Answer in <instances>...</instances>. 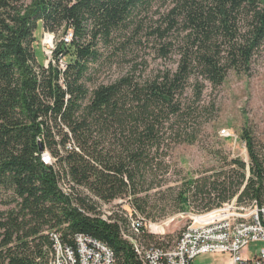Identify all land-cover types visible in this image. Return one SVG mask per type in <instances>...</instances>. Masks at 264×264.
<instances>
[{"label":"trees","instance_id":"16d2710c","mask_svg":"<svg viewBox=\"0 0 264 264\" xmlns=\"http://www.w3.org/2000/svg\"><path fill=\"white\" fill-rule=\"evenodd\" d=\"M151 9L148 35L161 58L176 53V68L96 82L126 42L142 44L141 14ZM38 28L56 38L47 67L35 53ZM263 44L264 0H0V264H46L51 231L71 246L78 233L107 244L115 264H142L118 225L96 215L89 193L104 202L130 196L148 221L205 213L234 197L264 205V141L246 124L247 164L224 158L176 186L167 179L171 152L200 134L188 91L199 96L205 82L217 88L230 72L248 73ZM45 150L50 165L40 159ZM64 180L70 196L58 186ZM141 239L167 247L146 231Z\"/></svg>","mask_w":264,"mask_h":264},{"label":"rangeland","instance_id":"374dc122","mask_svg":"<svg viewBox=\"0 0 264 264\" xmlns=\"http://www.w3.org/2000/svg\"><path fill=\"white\" fill-rule=\"evenodd\" d=\"M141 16L144 22L140 34L142 44L136 45L134 40L126 42V50L118 52L122 51L115 57V62L97 70L96 82L107 83L126 74H133L137 80L144 81L151 77L156 69L176 68L178 59L176 53L161 58L156 52L160 51V45H156L152 35H148L150 24L156 17L155 11L151 9L149 13H143ZM36 36L41 43L39 28L36 30ZM41 48L37 45L35 53L38 63L43 64L44 54ZM171 51L178 50L175 48ZM187 95L198 108L199 112L196 113H200L202 125L198 127L200 134L195 144L177 146L170 154V162L174 163V166L168 170L167 179L168 185L172 187L178 185L186 172L190 176H197L207 169L219 168L224 163V158H227V161L238 158L247 164L248 154L244 142L240 139V129L244 124L251 128L257 140L264 141V44L248 73L230 72L223 85L214 88L205 82L199 96H194L190 90ZM202 106L203 109H199ZM156 191L157 189H153L151 193ZM1 203L0 209L7 208ZM122 206L123 209L129 210L126 204ZM189 213L204 214L185 211L152 220L161 224V231L164 234H153L148 230V225L146 232L157 237L163 242L162 245H171L182 230L192 222ZM141 241L146 246H155L154 242L148 243L144 239ZM260 244L257 242L256 246ZM254 245H249V248L252 250ZM228 258L229 254L225 252H207L197 255L192 264H226Z\"/></svg>","mask_w":264,"mask_h":264},{"label":"built area","instance_id":"2783aa9c","mask_svg":"<svg viewBox=\"0 0 264 264\" xmlns=\"http://www.w3.org/2000/svg\"><path fill=\"white\" fill-rule=\"evenodd\" d=\"M65 43L72 40V32L63 37ZM45 44V46L43 45ZM56 38L52 32L43 31L41 47L44 54V66L54 63L53 52ZM60 69H65V62L58 61ZM245 146V144H244ZM41 161L50 165L53 159L48 151L40 154ZM70 181H58L61 191L70 196ZM96 207V215L108 223H116L123 239L133 247L142 264H192L193 259L207 252H225L229 254V264H264V205L238 203L236 197L222 203L204 214L189 213L192 222L185 227L177 239L167 247L146 246L140 241L142 232L148 230L163 235L161 224L145 220L130 206L131 197H117L111 202H104L89 193ZM126 204L129 210L123 209ZM106 214L103 216L102 214ZM121 216L127 219L124 225ZM135 219V220H134ZM52 252L46 264H115L112 249L89 235L78 233L74 236V245L64 244L60 234L50 232ZM260 242L257 254L252 258L243 255V251L252 243Z\"/></svg>","mask_w":264,"mask_h":264},{"label":"crops","instance_id":"0c3cea01","mask_svg":"<svg viewBox=\"0 0 264 264\" xmlns=\"http://www.w3.org/2000/svg\"><path fill=\"white\" fill-rule=\"evenodd\" d=\"M252 244H255L252 250H251V249L249 248V246H248V247L243 251V255H244L245 257H247V258H252V257H254V256L257 254L258 248H259L260 245H261V244H260V245H257V246H256V243H252ZM229 260H230V257L228 258V261H227L226 264H229Z\"/></svg>","mask_w":264,"mask_h":264},{"label":"water","instance_id":"95a60500","mask_svg":"<svg viewBox=\"0 0 264 264\" xmlns=\"http://www.w3.org/2000/svg\"><path fill=\"white\" fill-rule=\"evenodd\" d=\"M39 148L42 149V145L41 144H39Z\"/></svg>","mask_w":264,"mask_h":264}]
</instances>
